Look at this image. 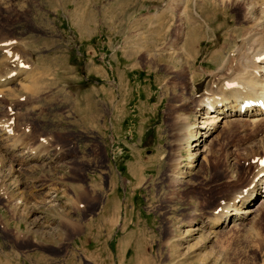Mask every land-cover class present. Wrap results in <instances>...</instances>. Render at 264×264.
Wrapping results in <instances>:
<instances>
[{
	"label": "rangeland",
	"instance_id": "374dc122",
	"mask_svg": "<svg viewBox=\"0 0 264 264\" xmlns=\"http://www.w3.org/2000/svg\"><path fill=\"white\" fill-rule=\"evenodd\" d=\"M232 1L0 0V40L13 43L25 62L0 99V120L8 117L24 136L18 161L0 153L8 191L7 198L0 194V264H25L27 251L42 254L28 264H54L58 248L28 238L61 236L68 218L84 225L85 264H264V186L256 197L248 191L244 206L256 212L234 225V216L210 225L242 188L250 189L264 152V122L219 121L194 145L205 132L196 107L251 24L244 3ZM138 112L156 158L137 187L112 151L122 148L118 136ZM38 144L61 154L21 157ZM112 191L121 207L117 224L106 228ZM122 234L133 237L135 249L115 257L111 239ZM100 247L103 255L94 258Z\"/></svg>",
	"mask_w": 264,
	"mask_h": 264
},
{
	"label": "bare ground",
	"instance_id": "6f19581e",
	"mask_svg": "<svg viewBox=\"0 0 264 264\" xmlns=\"http://www.w3.org/2000/svg\"><path fill=\"white\" fill-rule=\"evenodd\" d=\"M244 1L249 3L248 6ZM239 2L244 3L245 13L243 14V18L251 24L247 26L245 32L239 35L236 40V48L232 49L217 67L212 85L206 89L204 93L205 97H203L196 107V111L203 115L201 118L204 119L201 122L204 125L200 126V128L204 127L205 129H203L205 132H201L202 134L199 136L201 142L198 141L199 138L197 137L195 138V140H197L195 144L192 142L189 144V152H192L191 146L193 144L195 146H201L203 141L207 140V137L212 134L213 130L215 131L216 127L221 125L218 124L219 121H223V125H229L233 122L242 120H247L254 125L259 122H264V0H234L232 4H238ZM190 30L193 31L194 29ZM186 37L187 36H185V38ZM8 41L9 40L6 41V39L0 40V99L8 97V83L11 82L14 79L13 76L18 75V73L20 74L19 76H21L23 74L22 69L25 66V62H22L18 57L16 58V53L18 52L14 53L11 50L13 43L12 46L9 47L11 44H9ZM24 59H26V57ZM30 71H33V69ZM208 125L212 126L207 127ZM12 128L8 122V117L4 120H0V141L8 143L7 147L3 145L0 147V153L3 152L5 155L8 153L12 157V160L18 161L17 153H20V148H22L21 145L24 143V136L23 131H14V128ZM196 131L200 132L202 130L197 129ZM2 147H4V150ZM50 150H52L50 146L45 147L44 144H38L35 147L30 146L26 151L21 152L22 154L26 152V154L22 156L20 154L19 156L26 160L28 158L39 159L41 156L43 158L51 157L52 155L56 157L61 154L59 150L55 149L52 155H50ZM4 151H6V153H4ZM41 152L43 155H41ZM262 153L260 157L258 156L257 165L253 172L252 180H250L251 182L249 183L250 189L244 187L233 197L232 202L228 200V202L230 201L231 203L229 202L230 204H226L223 207V210L211 221L210 225H219V222L222 220L223 223H225L230 216H234L235 218L231 221V225H234L235 221L256 212L254 207L244 205L249 203L250 196H247L248 194H253L255 197L259 196L260 189L264 186V152ZM255 154L257 153L255 152ZM4 161L6 160L4 156L2 157L1 155L0 165L3 164ZM27 161L30 162V160ZM194 166V162L189 163L190 168ZM186 173V170H183L179 176H176V179H184L187 175ZM24 187L25 185L23 187L21 186L22 189ZM15 189L13 191H16ZM248 191L252 194L248 193ZM7 192L4 181L0 180V194H3V198L8 197Z\"/></svg>",
	"mask_w": 264,
	"mask_h": 264
},
{
	"label": "crops",
	"instance_id": "0c3cea01",
	"mask_svg": "<svg viewBox=\"0 0 264 264\" xmlns=\"http://www.w3.org/2000/svg\"><path fill=\"white\" fill-rule=\"evenodd\" d=\"M136 106V105H135ZM132 110H135L132 109ZM114 116V115H113ZM112 116V117H113ZM132 116H134L135 120V131H134V141L132 143H128L129 150L127 155V160H125L123 163L126 164L127 167H125L124 175L128 177L129 179H134L136 182V186H141L142 183H144V172L146 169V163L147 164H154L153 161L156 158V155H153L149 153L150 151H154V149H150L148 144V140L146 141V138L144 139L145 135L144 132L147 129L144 122V115L142 116L140 112L138 113H132ZM146 141V142H145ZM148 154V155H147ZM139 155L140 159L137 160V164H133L131 161L132 156ZM144 155H147V158H143ZM152 156V157H151ZM143 158V159H142ZM121 207V201H118L117 193L112 191L111 195H108L105 201V206L103 209V216L105 217L102 219V221H105L106 223L103 224L104 227H108L110 225H116L117 221L115 219L116 213L119 211ZM70 219H66L65 225H64V231L62 235L56 237H48V238H42L41 236L37 235V239H34L33 237L28 238L33 243L41 244V245H48L46 242L51 241V246L54 248H58L59 252L54 253V264H85L86 262V252L87 248L85 246L86 242L82 240L84 238V225L79 224L80 226L77 227L76 224L69 221ZM103 223V222H102ZM82 228V229H81ZM80 230V231H79ZM79 231V232H78ZM79 233V237H76V233ZM77 233V234H78ZM73 234V236H71ZM115 239L116 240V249L111 250L112 255L115 257H126L129 251L134 250L133 242L134 239L131 236H128L126 234H122L120 237H113L111 241ZM110 238H106L103 242L104 248L106 251H108V245L110 244ZM102 247L96 248L93 253L94 258L101 257ZM80 254V255H79ZM42 256V254H39L38 252H30L27 251V254L25 255V264H28L30 259H38ZM44 256V255H43ZM27 262V263H26Z\"/></svg>",
	"mask_w": 264,
	"mask_h": 264
}]
</instances>
